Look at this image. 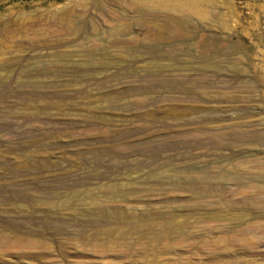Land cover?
I'll return each instance as SVG.
<instances>
[{"label":"rangeland","instance_id":"rangeland-1","mask_svg":"<svg viewBox=\"0 0 264 264\" xmlns=\"http://www.w3.org/2000/svg\"><path fill=\"white\" fill-rule=\"evenodd\" d=\"M196 1L0 0V264H264V0Z\"/></svg>","mask_w":264,"mask_h":264},{"label":"bare ground","instance_id":"bare-ground-1","mask_svg":"<svg viewBox=\"0 0 264 264\" xmlns=\"http://www.w3.org/2000/svg\"><path fill=\"white\" fill-rule=\"evenodd\" d=\"M196 2L200 3L201 0H197ZM202 55H205V52H202ZM205 58V56H202V59Z\"/></svg>","mask_w":264,"mask_h":264}]
</instances>
